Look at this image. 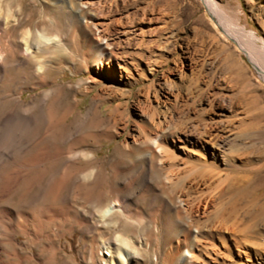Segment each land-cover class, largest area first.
<instances>
[{
  "label": "rangeland",
  "instance_id": "1",
  "mask_svg": "<svg viewBox=\"0 0 264 264\" xmlns=\"http://www.w3.org/2000/svg\"><path fill=\"white\" fill-rule=\"evenodd\" d=\"M132 1L0 0L1 9H20L11 20L2 15L4 46L18 42L23 31L41 30L52 22V33L62 29L63 40L70 44L42 75L32 62L14 67L13 56L7 60L10 67L0 73V114L8 101L21 95L29 117L25 136L12 146V159L0 167V210L11 209L16 220L28 218V223L23 232L18 228L12 243L0 240V264H101L102 243L114 249L115 235L137 255L122 264H181L192 259L187 251L197 256L195 264H264V141L254 139V149L242 151L234 140L249 131V122L264 129V81L232 41L212 31L200 0H142L124 11L123 5ZM217 1L239 19L241 28L257 36L258 46L264 45V0ZM86 8L97 16V28L92 26L82 37L76 21L63 15L70 10L80 17ZM164 22H170L169 28L161 31ZM111 24L109 37L105 29ZM97 35L118 49V58L100 69L91 60ZM263 64L258 61L264 70ZM151 85L154 91L148 90ZM167 109L174 123L183 117L211 123L222 143L204 145L191 124L185 132L173 125L168 140L176 158H166L162 167L159 159L141 160L142 152L132 148L140 140V125ZM158 116L155 125L163 121ZM221 152L236 155L227 161ZM37 156L41 169L32 163ZM23 160L30 166L20 177L15 167ZM85 175L90 178L83 179ZM37 191L39 201L32 197ZM177 197L197 208L202 206L199 201L211 199L207 225L221 222L228 230L199 235L196 250L191 245L177 250ZM217 197H246L248 203L220 218ZM113 200L124 210L123 218L113 219L114 232L99 227L95 211ZM37 210L42 218L38 227L32 217ZM247 216L258 222L255 239H246ZM155 225L162 234L150 239ZM189 232L197 235L195 225Z\"/></svg>",
  "mask_w": 264,
  "mask_h": 264
},
{
  "label": "bare ground",
  "instance_id": "2",
  "mask_svg": "<svg viewBox=\"0 0 264 264\" xmlns=\"http://www.w3.org/2000/svg\"><path fill=\"white\" fill-rule=\"evenodd\" d=\"M200 2L202 3L204 8L206 9V12L210 18L209 23L211 25L212 31H214L217 34V37H219L220 39L225 40V41H228V40L232 41L237 46L239 52L244 54L250 60V62L252 63V65L256 69L257 73L259 74V77L264 81V70L262 69L263 66L261 68L260 67L261 65L260 66L258 65L259 60L263 61V63H264V45L262 44L261 46H258L257 36L252 32L247 33L245 31V29L241 28L240 24H239V19L235 18L236 16H233L234 17L233 18L232 14L230 16L228 11L225 8H223L217 0H200ZM138 3H143V2H142V0H134L130 4L123 5V10L126 11L127 9H131L133 6L135 7V5H137ZM153 5H154V2H153ZM71 9H72V7L70 8V10ZM69 11L67 13H65L63 15V17L68 19V21H72V23H73V21L74 22L76 21L75 24H77V26H76L78 29L77 31H79L78 33H80L82 37L83 36L85 37L88 35L92 26L95 27L94 30H96L97 27L95 25V21H96L97 16L89 8H86L85 10L81 9L79 11L80 17H78V14H77V16H75V15H73L74 13H72L71 11L69 12ZM142 14H146V13H142ZM167 16H169V15L167 14ZM2 18H3L2 15H0V33L1 34L4 32L3 26L6 25V23H5L6 19L2 20ZM52 24H53V22H52ZM52 24H49L48 26L46 25L44 28H41V30H34L33 32H32V30L31 31L30 30L23 31L20 34V37H18L19 38L18 42L13 41V44L10 46H4L2 43V39L0 38V73L3 72L7 67H10V65H7L8 64L7 60L11 56H13L14 57V61H13L14 67L19 69V68L24 67V65H26V63L32 62L34 64V66L36 67V72L38 74H41V75L44 74L46 69L50 65L54 64L53 60L57 57V54L58 53H66L67 50L69 49V45H70V44L68 45V43H67L68 39L63 40V37H62L63 30L62 29H57L58 30L57 34L52 33ZM169 24H170V22H164V27L161 29V31L167 30L169 28ZM171 24H172V22H171ZM113 27H114V24L108 25L106 27V29H105L106 36H109V37L112 36L111 30H113ZM53 28H55V27L53 26ZM68 28H70V27H68ZM60 30H62V31H60ZM70 35H71V33H70ZM76 37H77V35H76ZM74 38H75V36H74ZM73 40L74 39H72V41ZM95 40H96V50H95V52L93 51L95 54L93 56V59H91V60H93L92 63L94 64L93 65L94 68L100 69L101 66L105 65L106 63H111L114 59L118 58L117 57L118 56V52H117L118 49L115 47V45L113 43H110L109 41H107V37H105V36L102 37L101 35H97V37H95ZM87 55L88 54H86V57H88ZM86 62H88L87 59H86ZM141 83H144V82L141 81ZM148 90L154 91L153 85H151ZM0 93H2V92L0 91ZM48 94L45 95V98L48 97ZM6 105H7L6 106L7 108L4 111H2L0 114V167L7 164L12 159V157H13L12 146L15 142L17 143V140L22 139L25 136L28 125H29L28 110L26 109L25 103L23 102L21 95L15 101H12V102L8 101L6 103ZM15 107L17 108L16 111H14ZM142 112L144 114L145 109ZM168 113H169L168 109L162 113H159V112L156 114L154 113L155 115H152L149 118L148 122L143 121V124L140 125L141 126L140 140H135L134 144L132 145V148H135V149L137 148L140 150V152H142L141 157H140L141 160H143V161L148 160L150 162H154L155 160L157 161V159H159L158 166L162 167L164 165V160L166 158L169 159L170 157L171 158L174 157L172 155V152H171L172 141L168 140V137H173L172 134H168L169 131L171 129H173V125L175 127H177L176 130L185 132L184 131L185 126H187V124H191L192 125L191 128H192L194 135L197 136L198 141H201L204 145H207V144L212 145V142H214V141L216 142V144H217V142L219 144L222 143V141H221L222 136H218L216 134L214 135V133H216L215 129L217 127L216 128L211 127V123L207 124L201 118H196V119L194 118L193 120H191L189 117H187V118L183 117V118H181V120L180 119H179V121L176 120V123H174L173 118L171 116L172 112L170 113V116H168ZM158 115H160V118H163V121L159 122L157 125H155L154 124L155 116H158ZM68 117H69V114H66L63 117L62 124H64L67 121ZM157 119H159V118H157ZM155 123H156V121H155ZM252 123L253 122H249L248 124H246L247 128L249 129L248 132L245 131V133H241L236 139H234L237 142H239V144H237V145H240V147H242V149H243L242 151H244V149L248 150V149L252 148L253 146H255L257 143H253L254 139L256 141H261V142L264 141V129H262V126L259 123L256 126H254ZM152 126L155 129L152 130L151 133H149L147 129H148V127L151 128ZM252 128H255L256 131L252 132ZM13 134H14V137H13ZM205 139H209V140L207 141ZM237 148H239V147H237ZM252 149H254V147ZM239 152H240V150H239ZM247 152H245V153L247 154ZM236 153H238V152H236ZM222 154L224 155L225 153H222ZM229 154H225L223 156L224 157L223 159L227 160V161L228 160L232 161V156H234L236 154L235 153H234V155H229ZM193 156L194 155H192V156L187 155L188 158H192ZM241 156L243 157V155H241ZM174 158H176V157H174ZM35 159H36L35 162H32V163H34L33 164L34 167L36 169H41V162L42 161L40 159V156H37ZM201 162L206 163V160L203 158L201 160ZM224 163H225V161H224ZM141 164H143V163H141ZM216 164H217L216 162H212V164H210V165L214 166ZM28 166H30V165H27L26 160L21 161L15 167L16 168V174H18V176L25 174V172H27ZM217 176H219V175H217ZM20 177H22V176H20ZM23 177H24V175H23ZM198 178H201V176L198 175V176L193 177V179H198ZM182 182L183 183L180 186L182 187V190H183L187 181L184 180ZM25 194H26V192H25ZM23 195H24V192H23ZM35 195H36V197H35ZM32 197L36 201L41 200V199H39L40 198L39 197V191H37V193L34 194V196H32ZM32 197H31V199H32ZM24 198L25 197H21L19 199L22 201V199L24 200ZM245 198L246 197H237V198L236 197H229V198L228 197L227 198L226 197H217L216 201L219 202L218 204L221 205V208L218 211L216 217L223 218L224 214L227 213V211H231V212L236 211L237 207H242V205H244L245 203H248L245 200ZM176 199L179 200V202L176 203V201H175V203L178 204V207L180 208V210L177 212L178 217H180V218H178V219H180V222L173 220V223L176 226V228L178 229V233H179V236H178L177 231L175 232V233H177L176 235L178 236V239L176 241L177 250H179L182 245H191L192 250H194V249L196 250L197 246L200 244V242L198 240L199 235L203 236V235L212 234L213 229L215 231L228 230V228L225 225H222L221 222L217 226L215 224L211 225V223H209L207 225L209 220H211V216H212V215L208 214V210H209L210 204H211V201H210L211 199L209 201H205V202L199 201L198 204L202 205L199 208L187 207V206H189L188 201L181 200V198H178V197ZM29 202H31V201H29ZM119 202L120 201H118V200H113L109 204H107V206H104V207L109 209V213L107 216H104V217L99 216V218H100L99 227H103V228L106 227L107 229H109L113 232H114V230H116L117 224L113 222V219H115L116 217H119V216L123 218V216H124V210L121 208ZM214 202H215V200H214ZM25 205H27V204H25ZM18 209H20V208L18 207ZM6 211L7 212H5V211L3 212V210H2L0 212V240L2 239L5 242L12 243L15 239L14 235L16 234V232H18L17 230H19L18 228H21V230L23 229L22 232L26 229L25 227L27 225H24V224H26L25 222H27L28 218L27 219L26 218H24V219L20 218L23 220H20V219L16 220L15 214L13 211H11V209L9 210V212H8V210H6ZM32 217H34V219H35L36 227L40 226V222H42V221H40L41 211L37 210ZM42 217H43V215H42ZM183 217H186L185 219L190 220V222L187 223V221H183L185 219H183L181 222V218H183ZM247 217L249 218V216H247ZM29 219H30V217H29ZM41 220H42V218H41ZM108 220H111L112 222H108ZM249 221L250 222H248L249 224L247 225L246 232H247V234L248 233H250V234L247 236L246 239H255L256 238L255 232H256V229L258 227V222L256 221V218H252V217L249 218ZM29 222H30V220H29ZM174 225H173V227H174ZM193 225H195V229L197 231V235H195V236H192V234H190V232H189V227H191ZM209 226H210V228H208ZM205 229L209 230V233L207 231H205ZM160 234H162V230L159 228L158 225H155L154 229H152V231H151V238L150 239H152L153 237H156ZM251 235L252 236L254 235V236L252 237ZM115 236L116 237L114 239V249L112 246H110L111 244H109L108 242L102 243L101 256L103 258V262L101 264H122L124 262L127 263L130 259H134L137 257L136 254L130 253L127 250V248L124 245L126 242H123V244H120L122 242L121 236H117V235H115ZM111 242H112V240H111ZM112 244H113V242H112ZM187 255H190L192 259L190 258L191 259L190 261H187V259H186V261L181 260L182 261L181 264H195L194 262H196L198 260L197 256L195 257L194 254H190L188 251H187ZM170 256H171V254L168 255V257H170Z\"/></svg>",
  "mask_w": 264,
  "mask_h": 264
},
{
  "label": "clouds",
  "instance_id": "3",
  "mask_svg": "<svg viewBox=\"0 0 264 264\" xmlns=\"http://www.w3.org/2000/svg\"><path fill=\"white\" fill-rule=\"evenodd\" d=\"M19 6H17V8L15 10H13L11 7L9 6H5L4 9H0V15H4L6 19H13V11H19ZM83 179L87 180L89 179L90 177L88 175H85L82 177ZM96 213L98 216L100 217H104V216H107L108 213H109V209L104 207V208H97L95 209Z\"/></svg>",
  "mask_w": 264,
  "mask_h": 264
}]
</instances>
